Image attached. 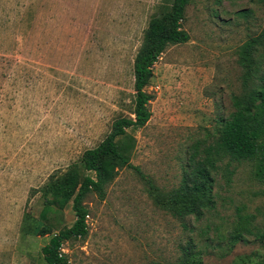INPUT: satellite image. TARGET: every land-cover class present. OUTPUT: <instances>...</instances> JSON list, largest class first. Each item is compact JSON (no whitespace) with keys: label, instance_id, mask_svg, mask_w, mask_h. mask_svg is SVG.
<instances>
[{"label":"rangeland","instance_id":"1","mask_svg":"<svg viewBox=\"0 0 264 264\" xmlns=\"http://www.w3.org/2000/svg\"><path fill=\"white\" fill-rule=\"evenodd\" d=\"M172 4L0 0V264H47L42 248L75 223L72 203L41 220L44 191L80 167L116 120L134 118L135 58L151 19ZM183 28L190 41L164 52L146 88L149 123L128 130L140 172L122 168L103 199L87 198L89 234L63 246L70 264H176L188 245L203 264L264 261V182L254 164L215 153L233 99L247 94L240 52L264 35V4L192 0ZM257 61L251 78L264 76ZM193 157L213 178L214 205L200 219H177L164 202Z\"/></svg>","mask_w":264,"mask_h":264},{"label":"trees","instance_id":"2","mask_svg":"<svg viewBox=\"0 0 264 264\" xmlns=\"http://www.w3.org/2000/svg\"><path fill=\"white\" fill-rule=\"evenodd\" d=\"M255 1L264 4V0ZM191 2L192 0H173L168 11L149 22L134 61V118L122 117L116 120L105 140L84 153L80 167H71L61 177L53 176L46 187L44 192L49 193L51 199L41 212V220L47 222L58 209L70 203L77 217L72 227L60 230L42 248L47 264H70L63 252L64 244L88 236L87 218L90 210L85 204L87 198L95 194L103 199L107 187L114 182L120 169L128 167L139 171L131 164L136 139L128 130L144 128L152 117V96L146 92V88L154 76L155 64L169 47L190 41L183 22ZM240 13L247 14L248 11ZM262 47L264 48V35L251 38L241 47L239 63L242 67H248V75L242 78L247 94L235 96L233 99L236 111L231 120L224 121L221 137L215 145V153L217 157H228L231 162L254 164L255 177L264 182V76L251 78L254 69L258 72L260 67L257 59H264V51L261 56H257ZM190 163V172L185 174L181 186L170 192L164 202L167 211L177 219L187 216L200 219L204 211L214 205V181L205 163L196 161L194 157ZM81 168L85 172L95 173V177L82 174ZM49 231L50 226L46 225L40 232L48 234ZM180 250L182 254L176 264H203L191 245L180 246Z\"/></svg>","mask_w":264,"mask_h":264}]
</instances>
